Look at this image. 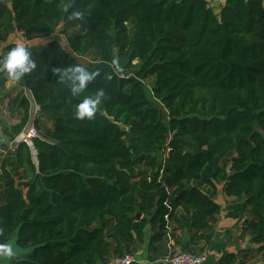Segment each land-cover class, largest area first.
<instances>
[{
    "label": "trees",
    "instance_id": "trees-1",
    "mask_svg": "<svg viewBox=\"0 0 264 264\" xmlns=\"http://www.w3.org/2000/svg\"><path fill=\"white\" fill-rule=\"evenodd\" d=\"M9 5L26 42L7 39L0 0V58L22 44L35 69L10 100L19 120L0 130V242L23 250L5 264H107L134 254L148 228L154 252L169 239L204 252L219 190L243 199L249 242L264 254V0H225L219 15L207 0ZM68 24L76 31L62 38ZM80 57L96 75L75 96L53 70ZM9 78L0 71V89ZM26 89L36 127L50 122L33 138L37 166L25 142L11 146L28 120ZM100 91L95 117L78 119L77 105ZM239 251L211 264H244Z\"/></svg>",
    "mask_w": 264,
    "mask_h": 264
},
{
    "label": "crops",
    "instance_id": "crops-1",
    "mask_svg": "<svg viewBox=\"0 0 264 264\" xmlns=\"http://www.w3.org/2000/svg\"><path fill=\"white\" fill-rule=\"evenodd\" d=\"M213 10H220L225 0H207ZM6 85V84H5ZM18 86H22L18 83ZM16 86V84H15ZM9 90V88H5ZM6 91V90H5ZM9 91L6 92L8 94ZM4 91L0 90V95H3ZM4 152V151H2ZM216 200L221 206L218 221L215 227L214 241L210 247L204 252L207 253V262L205 264H211L216 262L226 252H236L241 247L233 244L229 237L233 235L232 228L235 226L237 221L241 218L239 208L242 206V201L234 197L224 196L222 190L217 193ZM240 201V202H239ZM244 217V216H242ZM152 230L149 228L145 231L144 243L134 251V261L132 264H167L163 261V258L170 253L180 251L179 245L175 244L172 239L163 242L161 247H158L156 252L152 248H149V238ZM181 241H188L189 234L181 233ZM247 248V247H244Z\"/></svg>",
    "mask_w": 264,
    "mask_h": 264
},
{
    "label": "rangeland",
    "instance_id": "rangeland-1",
    "mask_svg": "<svg viewBox=\"0 0 264 264\" xmlns=\"http://www.w3.org/2000/svg\"><path fill=\"white\" fill-rule=\"evenodd\" d=\"M3 1L6 10V14L5 17L3 19V23L4 25L7 26L8 28V40H17L19 33L17 34L16 30H12L11 29V12H10V5H9V0H1ZM221 9L218 10H214L216 15L220 14ZM76 28H72L71 26H61V28L59 29V32L57 33L59 36H61L62 38H64V36L66 37L67 34L75 32ZM38 42H43L42 40H37ZM36 41V42H37ZM78 65L81 66H87L91 71H94L96 69V64L92 63L87 57H80L78 59ZM149 83V82H148ZM6 85L4 86L3 90L4 94L0 95V130L2 129V123H6V124H11V123H15L19 120L20 117V110H18L17 108H10V100L11 98H13L15 96V94L21 89L20 86H18V80H12L11 78H9L8 81H6L5 83ZM16 84V86H15ZM5 88H9V90L5 89ZM148 89H150V87L148 86ZM6 90V91H5ZM9 91V93L7 95L6 92ZM45 126H50V122L49 119H47L46 117H42L40 119V127H38L39 132L41 134L42 132V128ZM4 151V152H2ZM7 149H1L0 147V159L3 158V156L5 155ZM168 150H165L162 153V157H164L167 154ZM241 201H243V199H240ZM240 202V201H239ZM242 203V202H241ZM239 213L241 214V218L239 219V221H237V223L235 224V226L232 228V232L233 235H231L229 237V240H231V242L235 245H237V247H249L251 249L247 250V251H241L242 249H239L240 251L238 252L239 257L241 258V260L244 262V264H257L259 261H264V254L263 253H258L255 250V245H253L251 242H249V237H248V228L245 227V220L247 218V212L246 210L242 209V206H240L239 208ZM242 215L244 217H242ZM7 243H10L14 246V248L17 250V254H21L23 252V250L19 249L18 247H16L15 245V238L12 237ZM243 252H246L243 253ZM134 255V254H133ZM11 259H0V264H5L6 262L10 261Z\"/></svg>",
    "mask_w": 264,
    "mask_h": 264
},
{
    "label": "clouds",
    "instance_id": "clouds-1",
    "mask_svg": "<svg viewBox=\"0 0 264 264\" xmlns=\"http://www.w3.org/2000/svg\"><path fill=\"white\" fill-rule=\"evenodd\" d=\"M81 13H75L80 18ZM35 69V63L26 46L18 44L13 47L3 58H0V71L6 72L12 80H19L25 74ZM60 75L61 80L70 84V91L73 95L82 94L90 81L95 78L96 73L90 72L84 66H74L66 69L56 68L53 70ZM103 92L100 91L95 97L86 96L77 105L76 117L78 119L92 120L101 103ZM17 255V250L10 243L0 242V259H12Z\"/></svg>",
    "mask_w": 264,
    "mask_h": 264
},
{
    "label": "built area",
    "instance_id": "built-area-1",
    "mask_svg": "<svg viewBox=\"0 0 264 264\" xmlns=\"http://www.w3.org/2000/svg\"><path fill=\"white\" fill-rule=\"evenodd\" d=\"M20 35H24L23 31L19 32ZM22 41L25 43L26 38L22 36ZM25 96L29 101V116L25 127L21 130L19 135L15 138V141L25 142L31 153L32 162L35 166L38 165L37 149L34 146L33 138L40 137V132L35 125V119L40 114V107L34 101V98L30 91L27 89L24 91ZM12 146V145H11ZM134 261V255L131 253H123L122 255L112 256L109 258L107 264H132ZM167 264H205L207 262V253L200 252L194 253L191 251H178L170 253L163 258Z\"/></svg>",
    "mask_w": 264,
    "mask_h": 264
},
{
    "label": "water",
    "instance_id": "water-1",
    "mask_svg": "<svg viewBox=\"0 0 264 264\" xmlns=\"http://www.w3.org/2000/svg\"><path fill=\"white\" fill-rule=\"evenodd\" d=\"M15 144H16V141L14 140V141L11 143V145H12V146H15ZM137 215L140 216V213H138Z\"/></svg>",
    "mask_w": 264,
    "mask_h": 264
}]
</instances>
